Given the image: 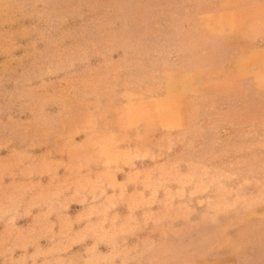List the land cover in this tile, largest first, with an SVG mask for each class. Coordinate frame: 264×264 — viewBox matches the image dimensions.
<instances>
[{
	"label": "rangeland",
	"instance_id": "rangeland-1",
	"mask_svg": "<svg viewBox=\"0 0 264 264\" xmlns=\"http://www.w3.org/2000/svg\"><path fill=\"white\" fill-rule=\"evenodd\" d=\"M263 217L262 0H0V264H261Z\"/></svg>",
	"mask_w": 264,
	"mask_h": 264
},
{
	"label": "crops",
	"instance_id": "crops-1",
	"mask_svg": "<svg viewBox=\"0 0 264 264\" xmlns=\"http://www.w3.org/2000/svg\"><path fill=\"white\" fill-rule=\"evenodd\" d=\"M186 107H187V118L190 123H199V122H215L218 124H225L226 120L221 119L219 113L216 114V109L219 108L216 96L208 95L206 97H198V96H191L186 100ZM213 108V111L212 109ZM221 119V120H220ZM259 228L260 233L262 236V241L264 242V217L261 218L259 221ZM181 251L185 252L188 250L186 245H183L181 241ZM248 255H235V253L230 252L225 255H220L214 257L210 261H205L204 263H194V264H248L249 260L246 258ZM262 260L260 261L261 264H264V255L261 256ZM182 264H189V263H182Z\"/></svg>",
	"mask_w": 264,
	"mask_h": 264
},
{
	"label": "clouds",
	"instance_id": "clouds-1",
	"mask_svg": "<svg viewBox=\"0 0 264 264\" xmlns=\"http://www.w3.org/2000/svg\"><path fill=\"white\" fill-rule=\"evenodd\" d=\"M262 4H264V0H262Z\"/></svg>",
	"mask_w": 264,
	"mask_h": 264
}]
</instances>
